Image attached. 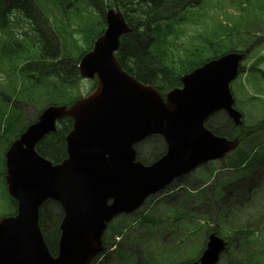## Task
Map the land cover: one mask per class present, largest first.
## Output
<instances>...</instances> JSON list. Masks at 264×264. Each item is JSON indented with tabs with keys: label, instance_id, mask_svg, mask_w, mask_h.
Here are the masks:
<instances>
[{
	"label": "water",
	"instance_id": "1",
	"mask_svg": "<svg viewBox=\"0 0 264 264\" xmlns=\"http://www.w3.org/2000/svg\"><path fill=\"white\" fill-rule=\"evenodd\" d=\"M106 20L105 33L79 64L83 78L97 80L95 91L71 106L47 107L6 154L8 190L18 213L0 220V264H92L104 251V234L116 216L133 213L149 196L199 165L223 159L238 145L204 126L223 107L242 125L241 115L231 108L226 71L232 56L183 77V88L164 98L129 75L116 58L121 38L131 32L122 13L110 10ZM65 117L74 120V128L66 139L67 158L55 165L36 147L56 133ZM154 135L165 139L167 151L146 166L138 160L136 146ZM48 201L64 211L56 257L39 222ZM227 246L211 235L193 264H218Z\"/></svg>",
	"mask_w": 264,
	"mask_h": 264
},
{
	"label": "rangeland",
	"instance_id": "2",
	"mask_svg": "<svg viewBox=\"0 0 264 264\" xmlns=\"http://www.w3.org/2000/svg\"><path fill=\"white\" fill-rule=\"evenodd\" d=\"M41 1L42 0H40V2ZM43 1H45V3L41 5V9L43 10L50 7L53 12V18L55 19L56 13L53 6L48 0ZM207 1L209 10L215 8L214 10L208 12L205 9L207 4L204 2ZM251 1L254 4L256 3L255 13L258 14L261 20L260 26L253 28V30L254 32L260 33L261 36L258 39L263 38L249 46V50L245 56L246 61L243 64L242 61L239 65L231 60L233 64L229 70H227L228 63L224 66V71L227 70V75H231L230 87L235 99V105H232L231 108L242 114L243 125L247 129H255L264 123V72H261V70H264V60H260L262 54L264 57V10H261L264 5V0ZM204 2L199 7L189 9L182 15L183 17L185 15V17L191 21H197L200 20V18L203 20L193 25L190 24L186 31L179 30L181 28L185 30V28L178 25L180 24L178 23L176 27V29L179 30L178 34L172 36L170 41L167 42L166 47H164L170 50L171 58L175 61L174 65H171L173 71L170 77H182L185 72L198 64V61L186 59L191 58L193 53L200 51L199 54H201L200 57L202 59L211 56L210 51L203 50V48L207 47L203 46L200 40L193 39L197 37L198 33H210L215 29L218 22H224V24L226 22L229 23L228 21L232 22L233 17L245 15L244 8L250 7L249 0H204ZM244 2L246 6H244ZM76 4L81 8L77 13L69 12L68 17L63 14L56 22L53 19L49 22L50 29L52 28V30L66 38L74 48L75 54L78 53V50L86 49L87 41L91 34V27L95 30L96 34H94V36L96 39L99 37L98 33L101 31V25L95 29V21L100 18L101 12L90 8L83 2L77 1ZM103 4V7L106 8L109 1L104 0ZM74 13L76 15H74ZM220 15H222L223 18H220ZM19 17L18 25H29V21L25 20L22 16ZM68 20L72 21V23H70L72 25L71 29L66 26ZM171 23L172 22L167 23L165 26L160 25L163 30L162 37L167 38L168 35L171 34V31L174 32L173 26L170 25ZM186 24L187 23H184V26H186ZM103 25L106 27L105 24ZM40 28L43 29L42 26ZM47 30L48 28H45V32H47ZM2 39L5 42L11 40L10 37L4 35ZM223 41L224 38L220 44H222ZM251 42H253L252 39L248 44L245 43V45L248 46ZM229 43L230 40L225 43V45H229ZM31 51L32 56L35 57L36 50L32 48ZM183 60L184 62H182ZM242 65H244L245 68L241 73L240 70ZM23 66V63L16 64L15 77L8 70H5V72L0 71V109L3 111L9 108L8 106L16 107L19 115L22 116L21 118L25 122V126H28L37 118L42 108L46 106L45 101L48 99L47 97L49 95H53V103L57 105H66L74 100L76 101L79 98L88 96L96 87L95 80H82L75 87L61 86V89L57 91L55 82L49 78L46 81L47 86L41 84L33 85L28 78H24L21 75ZM257 72L261 73L263 78H257ZM214 82V84H216L218 80ZM255 82L258 83L257 87L254 85ZM17 87L23 90L20 103H17L15 99H13L14 95H12V89ZM28 95H32L31 97H34L33 99L36 103H25L23 97ZM252 96L255 98H251ZM222 109L225 112L221 110L208 117L209 121L207 126L212 129H225L228 135H231L232 142L240 141L237 146L238 148L236 147L237 149L235 148L236 150L232 152L229 151L228 154L234 153L240 149L246 150L249 152V157H252L251 160L248 163L246 161L245 167H242L237 173L229 166V156L224 160L207 162L208 164L200 166L194 172L176 179L165 191L149 196L144 205L136 210V213L120 216L116 219L114 218L111 223L109 222L108 229L109 226L113 224L114 227H120L123 233L121 236H117L116 239H113V231L107 229L106 243H104L102 247H105L104 252L107 248L108 249L102 257V253L98 255L93 260L94 262L92 264H107L113 257H116L114 253H118L121 248H127L128 246H125V243H123L124 236L129 235L131 240H134L136 236L150 234V230L153 227L151 217L158 219L160 228L163 229L160 234H154V236H157L156 241H158L160 236L168 243H175L176 240L183 241L185 239V229L189 230L188 226L186 227L189 222L199 223L205 227L203 231L198 232L190 239V241L195 240L193 253H198V258H200L207 249V245L210 241L209 237L212 235L211 233L214 232L213 230L210 231V227L215 229V232L217 231L225 240L230 241L232 245L235 244L236 248L237 245L243 243L245 240L244 237L250 238L247 236L246 232L243 230L237 232V229H243L245 226L249 229H264V161H262L259 156L260 153H264V143L255 148L250 146L251 143H256L258 139L264 142V132L259 133L257 136L254 132L252 136L247 139L246 135H241L237 132L239 126L233 125L235 121L227 111L228 109L224 107ZM0 115H2V113H0ZM255 137L257 139H255ZM10 139L12 140V136L6 138V140ZM160 139L159 136L156 140L148 139L138 145L137 150L140 154V159L148 162L145 163L138 159L144 165H152V163H154L153 161L164 152L165 148L163 146H166V141L163 138ZM6 140L0 142V218H4L5 216H16L18 213L15 211V202L9 197L5 181V153L9 146ZM253 157H257L256 160L258 162H256ZM260 200H262V203L258 204ZM59 217L60 207L57 202L51 201L40 209L39 220L44 219L50 241L55 238L53 235L56 231V222L53 225L52 223L54 220L57 221ZM144 219L146 222H142ZM52 230L54 232H50L53 234L50 236L49 231ZM255 237L261 240L258 233L255 234ZM201 249L203 251H201Z\"/></svg>",
	"mask_w": 264,
	"mask_h": 264
},
{
	"label": "trees",
	"instance_id": "3",
	"mask_svg": "<svg viewBox=\"0 0 264 264\" xmlns=\"http://www.w3.org/2000/svg\"><path fill=\"white\" fill-rule=\"evenodd\" d=\"M48 1L51 3L56 13L55 19L53 18V12L50 7L43 10L41 9V5L45 3L43 0L41 2L40 0H0V71L5 72V70H8L15 77L16 64L23 63L24 66L21 69V75L24 78H28L33 85L41 84L47 86L46 81L49 78L55 82L57 91L61 89V86H77L83 80L79 71L80 61L94 49L96 39L94 36V34H96L95 30L92 27L90 28L91 34L87 41L86 49L78 50V53L75 54L74 48L68 40L52 30V28L50 29L49 22L51 19L56 22L63 14L68 17L69 12L77 13V11L81 9L76 4V2L79 1L101 12L100 18L95 21V29L101 25V31L98 33L99 37L102 36L106 30L103 24L106 25V15L109 10L120 9L124 13L132 32L122 38L121 48L118 53H116V58L121 67L129 75L139 82L155 87L162 95H165L173 89L182 87L180 76L178 78L170 77L173 71L171 65H174L175 61L171 58L170 50L164 48L168 40L162 37L163 31L159 26L167 21L180 17L188 9L200 6L204 0H108L109 4L106 8L103 7L104 0ZM249 1L252 9H245V15L233 17L230 24L226 22L224 25L218 26L215 33L203 34L200 32L197 37L193 39L200 40L203 46L208 47L207 49L218 48L220 46V51L230 49L229 51L242 52L247 55L249 46H246L245 43L248 44L251 39L253 40L251 43H255L261 36L259 32H254L253 30V28L260 26L261 22L258 14L255 13L256 3L254 4L251 0ZM261 10H264V5ZM75 13L74 15H76ZM19 16L29 21V25H18ZM200 21H202L201 18ZM70 23H72V21L68 20L66 24L69 29L72 28ZM41 26L43 29L40 28ZM45 28H48L47 32H45ZM3 35L10 37L11 40H7L6 42L3 41ZM222 37L224 38L222 45L214 44L216 41L221 43ZM229 40V45H225ZM32 48L36 50L35 57L31 54ZM220 56L221 55L218 54L214 58ZM260 60H264V58H260ZM19 88L20 87L12 89V95H14L13 99H15L17 103L21 102V96L23 95V90ZM31 96L32 95L24 96V102L36 103L33 99L34 97ZM52 97L53 95L47 97L48 99L45 101L46 106L55 104L52 101ZM46 106L42 108V111ZM8 107L9 108L3 111L0 109V113H2V115H0V142L6 140L8 136H12V140H6L9 148L29 125L37 121L42 112H40L37 118L28 126H25V122L21 118L22 116L19 115L17 108ZM73 127L74 121L72 118L66 117L62 119L59 122L58 131L40 143L37 146V152L54 164L62 163L68 155L66 139L73 130ZM208 129L222 138L231 137L225 129H212L209 126ZM237 132L241 135H246L248 139L254 132L256 136L264 132V123L255 129H247L243 125L237 129ZM158 137L159 136H153L149 139L156 140ZM255 139L257 138L255 137ZM263 143L264 142L258 139L256 143L253 142L250 146L255 148ZM163 147L166 148L165 146ZM165 152L166 149H164V152L154 161H158ZM249 156V152L246 150H237L229 155V166L237 173L242 167H245L246 161L247 163L250 161L252 157ZM259 156L261 160H264V153H260ZM253 158L257 161V157ZM138 159H140L139 152ZM10 199L13 200L11 197ZM261 203L262 200L258 202V204ZM47 204L48 202L45 205ZM15 205V211H17L16 202ZM58 205L60 207V217L57 221L54 220L52 223L53 225L56 222L55 234L53 235L50 233L54 232L53 230L49 231L50 236H55L52 241L49 240L44 219H40V225L45 235L46 242L50 247V252L55 256L58 254V242L61 234L60 224L64 216L63 208L59 203ZM151 221L153 227L150 230V234L136 236L134 240H131L129 235L124 236L123 243L128 247L121 248L118 253H114L116 257H113L107 264H192L199 260V254L193 253L195 240L190 241V239L198 232L203 231L205 227L199 223L189 222V224L186 225L189 230L185 229V239L183 241L176 240V244L165 245L164 247L155 243H146L147 241L156 240V235L160 234L163 230L160 228L158 219L151 217ZM142 222H146V220L144 219ZM108 230L113 231V239H116L117 236H121L123 233L120 227H114L113 224L109 226ZM240 230L246 232L247 236L250 238L244 237L245 240L242 244L237 245V248L236 245L233 244L227 252L222 254L219 264H264V229H249L245 226L243 229H237L236 231L239 232ZM257 233L260 235L261 240L255 237ZM154 234L156 235L154 236ZM162 239L163 237L160 236L158 241ZM202 249L201 251H203Z\"/></svg>",
	"mask_w": 264,
	"mask_h": 264
},
{
	"label": "flooded vegetation",
	"instance_id": "4",
	"mask_svg": "<svg viewBox=\"0 0 264 264\" xmlns=\"http://www.w3.org/2000/svg\"><path fill=\"white\" fill-rule=\"evenodd\" d=\"M0 220H1V219H0ZM146 243H155V244H157V245H161V246H164V247H165V245L168 244V242H167L166 240H164V239L159 240V241H156V240L147 241ZM107 249H108V248H107ZM107 249H106V251H107ZM106 251L102 254V256L105 255ZM102 256H101V257H102ZM109 256H110V255H109Z\"/></svg>",
	"mask_w": 264,
	"mask_h": 264
}]
</instances>
